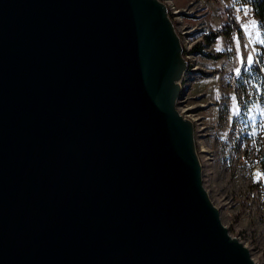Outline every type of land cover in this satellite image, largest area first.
<instances>
[{
	"label": "water",
	"instance_id": "obj_1",
	"mask_svg": "<svg viewBox=\"0 0 264 264\" xmlns=\"http://www.w3.org/2000/svg\"><path fill=\"white\" fill-rule=\"evenodd\" d=\"M159 0H0V264H256L175 108Z\"/></svg>",
	"mask_w": 264,
	"mask_h": 264
},
{
	"label": "rangeland",
	"instance_id": "obj_2",
	"mask_svg": "<svg viewBox=\"0 0 264 264\" xmlns=\"http://www.w3.org/2000/svg\"><path fill=\"white\" fill-rule=\"evenodd\" d=\"M249 1L224 0L240 31L214 37L203 51L211 57L201 52L197 58L202 79L195 82L194 92L207 89L208 99L201 101L210 98L213 104L198 108L207 128L194 134L195 143L211 151L209 157L196 145L202 185L222 224L227 227L230 221L229 233L239 235L256 264H264V25L245 16ZM186 2L174 0L176 6ZM222 24L216 20L214 31ZM232 74L237 76L231 93L227 85Z\"/></svg>",
	"mask_w": 264,
	"mask_h": 264
},
{
	"label": "built area",
	"instance_id": "obj_3",
	"mask_svg": "<svg viewBox=\"0 0 264 264\" xmlns=\"http://www.w3.org/2000/svg\"><path fill=\"white\" fill-rule=\"evenodd\" d=\"M159 1L166 6L167 14L179 36L182 54L187 61V68L182 74L180 93L175 108L183 118H187L193 123L194 130L207 128L201 124L198 108L212 105L213 101L210 98L206 102L201 101L204 96L207 98V89L194 92L195 82L202 79L200 76L202 68L199 66L197 59L200 52H195V47L200 44V51L207 50L203 37L215 32L216 20L219 24L223 22L227 25H236L239 29L240 23L232 15L228 6L225 5L224 0H188L183 6H176L174 0ZM187 19L193 21V23H189ZM233 74L227 85V90L231 93L234 92L233 82L237 76ZM212 75L215 76L216 74L213 73ZM210 89H212L211 86ZM191 101H196V104ZM196 145L199 151L209 154V157L211 156V151L202 149V145L198 143ZM228 225H231L230 221H228L227 227ZM233 236L239 239V235L235 234Z\"/></svg>",
	"mask_w": 264,
	"mask_h": 264
},
{
	"label": "trees",
	"instance_id": "obj_4",
	"mask_svg": "<svg viewBox=\"0 0 264 264\" xmlns=\"http://www.w3.org/2000/svg\"><path fill=\"white\" fill-rule=\"evenodd\" d=\"M247 10V15H245L247 18L251 19V21L258 23L260 26L264 25V0H251L249 1L246 6L244 7ZM234 31H240L239 27L236 25H227V24H222L220 29H218L214 33H210L209 35H205L203 37V40L206 43H210L213 41L214 37H217L219 35H228L231 32ZM201 45L198 44L195 47V52H201L200 47ZM204 56L211 57L209 53H203ZM254 68L255 65H253Z\"/></svg>",
	"mask_w": 264,
	"mask_h": 264
},
{
	"label": "snow or ice",
	"instance_id": "obj_5",
	"mask_svg": "<svg viewBox=\"0 0 264 264\" xmlns=\"http://www.w3.org/2000/svg\"><path fill=\"white\" fill-rule=\"evenodd\" d=\"M251 60V58H249Z\"/></svg>",
	"mask_w": 264,
	"mask_h": 264
},
{
	"label": "bare ground",
	"instance_id": "obj_6",
	"mask_svg": "<svg viewBox=\"0 0 264 264\" xmlns=\"http://www.w3.org/2000/svg\"><path fill=\"white\" fill-rule=\"evenodd\" d=\"M231 233V232H230ZM235 233V232H234Z\"/></svg>",
	"mask_w": 264,
	"mask_h": 264
},
{
	"label": "crops",
	"instance_id": "obj_7",
	"mask_svg": "<svg viewBox=\"0 0 264 264\" xmlns=\"http://www.w3.org/2000/svg\"><path fill=\"white\" fill-rule=\"evenodd\" d=\"M188 1V0H187Z\"/></svg>",
	"mask_w": 264,
	"mask_h": 264
}]
</instances>
